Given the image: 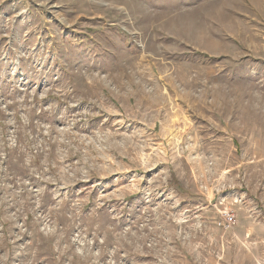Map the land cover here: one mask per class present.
<instances>
[{
	"label": "rangeland",
	"instance_id": "rangeland-1",
	"mask_svg": "<svg viewBox=\"0 0 264 264\" xmlns=\"http://www.w3.org/2000/svg\"><path fill=\"white\" fill-rule=\"evenodd\" d=\"M0 264H264V0H0Z\"/></svg>",
	"mask_w": 264,
	"mask_h": 264
},
{
	"label": "built area",
	"instance_id": "built-area-1",
	"mask_svg": "<svg viewBox=\"0 0 264 264\" xmlns=\"http://www.w3.org/2000/svg\"><path fill=\"white\" fill-rule=\"evenodd\" d=\"M234 222V218L232 214H226L225 216V224L227 227H230L232 223Z\"/></svg>",
	"mask_w": 264,
	"mask_h": 264
}]
</instances>
